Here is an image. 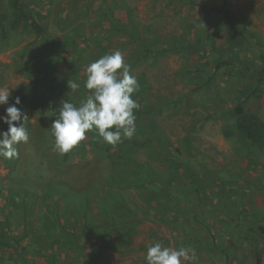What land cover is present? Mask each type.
<instances>
[{"label":"rangeland","instance_id":"obj_1","mask_svg":"<svg viewBox=\"0 0 264 264\" xmlns=\"http://www.w3.org/2000/svg\"><path fill=\"white\" fill-rule=\"evenodd\" d=\"M0 1V87L10 89L0 117L24 96L30 138L0 158V264H146L156 242L194 249L195 264H264V84L241 66L217 69L218 52L178 50L229 46L211 12L225 6L250 34L236 58L259 63L264 0H29L42 36ZM116 50L140 85L133 138L113 146L92 131L58 154L60 102L78 105L88 65ZM241 105L255 139L238 129Z\"/></svg>","mask_w":264,"mask_h":264},{"label":"clouds","instance_id":"obj_2","mask_svg":"<svg viewBox=\"0 0 264 264\" xmlns=\"http://www.w3.org/2000/svg\"><path fill=\"white\" fill-rule=\"evenodd\" d=\"M84 88L88 91L79 104L62 100L57 110L59 115L50 127L54 138L53 150L65 155L86 139V133L94 131L102 142L115 146L124 139H132L136 132L135 112L140 104L133 99L139 91L136 76L130 74V65L121 51L105 54L86 68ZM72 93L78 92L81 85L69 80ZM10 89L0 87V106L8 105ZM19 97L6 108V115L0 117L8 125L6 132H0V158L12 159L19 155L16 145L29 142L26 128L20 124L27 120L16 105ZM197 255L194 249L181 246L165 247L156 242L148 247L146 264H195Z\"/></svg>","mask_w":264,"mask_h":264},{"label":"trees","instance_id":"obj_3","mask_svg":"<svg viewBox=\"0 0 264 264\" xmlns=\"http://www.w3.org/2000/svg\"><path fill=\"white\" fill-rule=\"evenodd\" d=\"M12 6L16 13L24 17L29 21L32 31L37 35H44L46 32L45 25L38 21L37 17L34 15L32 8L27 0H16L12 2ZM203 12H208L205 7L202 8ZM1 10V1H0ZM212 13L219 14L228 28L229 31V41L230 45L227 47L216 46V44L211 43L206 45L203 41L196 40L192 42L182 41L179 43L178 50H183L192 54H213V52H218V57L220 58L216 68L221 69L223 67L231 66H241L244 70L253 72L256 78L257 86L264 84V54L258 56V62L252 60L241 61L236 58L241 52H247L251 44L250 34L247 31L246 25L241 22L235 15H233L225 6L223 8L211 9ZM21 104L16 105L19 109L24 104V96L20 98ZM236 112L239 114L240 122L238 124V129L241 133L245 134L251 139H255L258 136V128L256 124L252 123L246 117H244L243 106H238ZM8 130V126L6 127ZM55 256V254H53ZM259 262V261H258Z\"/></svg>","mask_w":264,"mask_h":264},{"label":"crops","instance_id":"obj_4","mask_svg":"<svg viewBox=\"0 0 264 264\" xmlns=\"http://www.w3.org/2000/svg\"><path fill=\"white\" fill-rule=\"evenodd\" d=\"M14 1H16V0H13V2H14ZM27 1H28V3H29V0H27ZM30 7H31V6H30Z\"/></svg>","mask_w":264,"mask_h":264}]
</instances>
